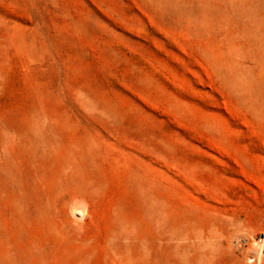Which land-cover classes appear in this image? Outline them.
Instances as JSON below:
<instances>
[{"label":"rangeland","instance_id":"1","mask_svg":"<svg viewBox=\"0 0 264 264\" xmlns=\"http://www.w3.org/2000/svg\"><path fill=\"white\" fill-rule=\"evenodd\" d=\"M259 238L264 0H0V264H251Z\"/></svg>","mask_w":264,"mask_h":264},{"label":"built area","instance_id":"2","mask_svg":"<svg viewBox=\"0 0 264 264\" xmlns=\"http://www.w3.org/2000/svg\"><path fill=\"white\" fill-rule=\"evenodd\" d=\"M243 242H246L243 240ZM252 252L248 255L247 260L251 264H264V238L253 241Z\"/></svg>","mask_w":264,"mask_h":264}]
</instances>
